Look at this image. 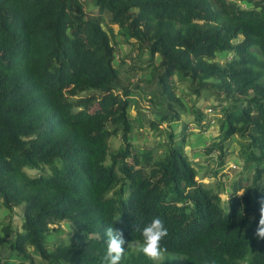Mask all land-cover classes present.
Instances as JSON below:
<instances>
[{
    "label": "trees",
    "instance_id": "trees-1",
    "mask_svg": "<svg viewBox=\"0 0 264 264\" xmlns=\"http://www.w3.org/2000/svg\"><path fill=\"white\" fill-rule=\"evenodd\" d=\"M117 36L135 48L130 71L147 70L156 87L162 111L143 125L145 110L129 115L132 89L113 65ZM192 95L223 103L209 104L220 134L208 150L219 158L212 176L234 136L252 170L231 182L224 203V187L197 180L184 149L182 98ZM190 107L202 128L203 113ZM162 123L167 140L133 144V124L165 131ZM114 136L120 145L111 149ZM262 197L264 0H0V206L21 207L19 230L0 236L10 254L0 264H103L108 225L123 231L127 250L142 242L136 226L157 216L166 254L182 264H264V240L254 236ZM60 221L86 236L49 245ZM121 264L173 263L130 246Z\"/></svg>",
    "mask_w": 264,
    "mask_h": 264
},
{
    "label": "rangeland",
    "instance_id": "rangeland-1",
    "mask_svg": "<svg viewBox=\"0 0 264 264\" xmlns=\"http://www.w3.org/2000/svg\"><path fill=\"white\" fill-rule=\"evenodd\" d=\"M238 3L241 7L244 5V3L242 2ZM112 27L115 31V27ZM116 41L117 44L114 48L113 65L117 66L120 70L119 74L122 85H125L132 89L130 93L132 94V100H134V104L129 108L128 112L129 115L133 117L135 115V109H144V113L140 111L143 115L139 118V123L143 125L147 118L156 119L157 117H159L162 111L161 105L158 102V96H155L151 99L152 94L156 91V87L152 84V79L147 73V70L146 72L138 71L134 74L130 71L129 62H131V60H133L137 56L135 48L131 47L127 42L121 40V38L118 36L116 37ZM225 56L226 54L217 55L218 59ZM145 58V55L140 56L142 66L144 65L143 61ZM175 83L177 85V93H180V95L181 93L182 95L189 93V89L186 87L185 83L178 84L177 81H175ZM201 99L202 98L195 99L193 95L182 98V102L186 107V112L181 115L180 121L181 124H185L186 132L190 133L189 136L187 135L186 137L184 148L187 149L189 147V151H186L188 154H193L192 152L198 151L201 157V161H199L201 165L197 164L195 166L197 168V180L201 181L203 178H205V181H207L204 183H212L215 178L218 183L221 184V187H224L225 180L227 183H229L227 185L229 186V188L227 187L228 191L224 187V191L220 193V199L222 203H224L226 197L230 192V183L240 175L242 179L245 176L250 177V173L252 172V170L251 168L246 170L247 168H245V163L241 164L243 156L238 146L239 138L234 136L228 142H226L228 143V149L226 151H223L225 160L223 168L217 171L216 176H212V173L217 168L219 158L215 149L211 152L208 150L209 147L212 146L213 140H218L220 138L217 127V121L219 118L215 113L207 111L209 104L213 103L214 105H216V103L212 102V99H209L208 102ZM191 103H193L194 106L201 111V114L203 113L202 128H199L198 124L195 122V114L191 111L190 107ZM221 105H223L222 102L219 106ZM181 124L180 122H177L176 124L174 123L171 125V130L175 133V136H173L175 141H178L179 136L181 135L179 133H182V131H179ZM205 124H207L206 128ZM133 126L135 130L137 129L138 131H132V142L134 145H143V147L149 145H159V142L165 141L167 132L169 130L167 128V125L164 123L161 124V127L165 131H149L145 126H140L138 124H133ZM109 145L111 149H115L120 145V142L117 137L114 136L109 139ZM239 160L241 161L239 162ZM232 165L235 166V168L231 167ZM27 173L29 175H34L36 172L28 170ZM19 207H17V209L14 211H8L7 209L0 206V236L2 235L3 228L6 227H8L12 233L19 230L21 217V207L20 209ZM50 227H52V230L50 231L49 235L45 237L46 243H48L49 245H53L56 242L75 243L86 236V233L84 232H81L80 234L73 233L72 226L67 221H60L56 224L50 225ZM26 251L33 255L35 260L37 259L36 254L31 248H26ZM9 255V251H7L3 247H0L1 259ZM164 258L170 259L173 264H182V257L179 255L166 254ZM8 260L10 264H15L16 262V259L14 257H11ZM240 264H247V262L246 260H244L241 261Z\"/></svg>",
    "mask_w": 264,
    "mask_h": 264
},
{
    "label": "clouds",
    "instance_id": "clouds-1",
    "mask_svg": "<svg viewBox=\"0 0 264 264\" xmlns=\"http://www.w3.org/2000/svg\"><path fill=\"white\" fill-rule=\"evenodd\" d=\"M243 195V191L237 193ZM229 200V196H228ZM259 220L254 232V236L259 240H264V197L258 201ZM141 232L142 242H137L134 245L127 244V250L130 246L138 254H143L149 260L161 261L167 253V248L162 246V241L168 235V229L165 227L163 220L157 216L154 217L147 225L142 228L137 225L136 229ZM106 237V253L102 257L103 264H121L125 258L126 251L124 245L126 244L123 231L108 225L104 230Z\"/></svg>",
    "mask_w": 264,
    "mask_h": 264
},
{
    "label": "crops",
    "instance_id": "crops-1",
    "mask_svg": "<svg viewBox=\"0 0 264 264\" xmlns=\"http://www.w3.org/2000/svg\"><path fill=\"white\" fill-rule=\"evenodd\" d=\"M185 149V148H184ZM188 149V150H187ZM187 149H185V151H189V147L187 148ZM187 153V152H186ZM193 154H188V156L192 159V161H193V165L194 166H196L197 164L198 165H201V163H199V161H201V157H200V155H199V153H198V151H194V152H192ZM198 161V162H197ZM241 160H239V162H240ZM238 162V161H237ZM244 163V160H243V158H242V161H241V164H243ZM195 169H196V172H197V168L195 167ZM207 181V180H206ZM205 181V178H203L202 180H201V182L202 183H204V182H206ZM225 182V185H224V187H225V189H227V191H228V188H229V186H227L229 183H227L226 182V180L224 181ZM231 184V183H230ZM228 187V188H227Z\"/></svg>",
    "mask_w": 264,
    "mask_h": 264
},
{
    "label": "built area",
    "instance_id": "built-area-1",
    "mask_svg": "<svg viewBox=\"0 0 264 264\" xmlns=\"http://www.w3.org/2000/svg\"><path fill=\"white\" fill-rule=\"evenodd\" d=\"M215 103H216V102H215ZM216 106H218V107H219V104H218V103H216ZM212 110H213V109H212V107H210V106L207 108V111H210V112H212ZM231 167L235 168V166H233V165H232Z\"/></svg>",
    "mask_w": 264,
    "mask_h": 264
}]
</instances>
